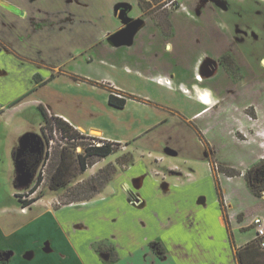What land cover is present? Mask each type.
I'll use <instances>...</instances> for the list:
<instances>
[{
	"label": "crops",
	"instance_id": "crops-1",
	"mask_svg": "<svg viewBox=\"0 0 264 264\" xmlns=\"http://www.w3.org/2000/svg\"><path fill=\"white\" fill-rule=\"evenodd\" d=\"M74 1L80 0H43L41 4L0 0V43L5 46L0 51V118L4 107L17 108L32 92H44L46 98L35 100L36 104L81 134L120 144L123 150L150 149L164 159L169 153L181 155L185 163L194 161L188 153L193 157L196 146L205 147L193 122L211 112L209 103L201 99L210 90L205 80L196 77L206 72L209 59L217 61L224 54L218 47L195 51V34L189 30L192 23L202 24L203 18L186 16L188 27L180 31L175 13L169 16L172 34L167 36L139 0H119L109 10L111 19L102 32L83 28L66 36L63 27L69 20L74 25L85 21ZM134 8L137 14L130 15ZM35 15L45 19V46L66 43L61 62L50 71L42 70L45 64L29 48V30L21 29ZM5 24L9 25L6 30ZM57 28L64 30L60 37L52 34ZM21 80L31 84L23 93L27 94L6 96ZM111 94L126 99L125 107L112 106ZM184 102L197 107L192 111ZM177 135L183 138L181 144L174 141ZM171 165L174 173L180 171L177 164ZM113 179L108 194L85 203L49 206L23 227L5 226L0 220V264H35L36 259V264H242L237 248L243 243L234 236L252 226L255 218L264 220L252 212L246 224L247 216L240 212L242 220L239 213L238 226L233 228L227 209L228 226L219 198L220 210L213 217L206 207L193 205L190 185L162 180L168 178L160 177L144 160L133 161ZM258 199L264 201V197ZM45 215H49L43 222L47 225L37 226ZM254 236L255 232L246 243ZM100 243L113 246L118 260L107 262L106 254L102 258L96 249Z\"/></svg>",
	"mask_w": 264,
	"mask_h": 264
},
{
	"label": "rangeland",
	"instance_id": "rangeland-1",
	"mask_svg": "<svg viewBox=\"0 0 264 264\" xmlns=\"http://www.w3.org/2000/svg\"><path fill=\"white\" fill-rule=\"evenodd\" d=\"M31 1H38V4H41L43 0ZM116 1L119 0H89V5L87 4L88 0L74 1L80 8L78 16H82L85 21L74 25L75 22L71 23L69 20L63 27L66 36H71L75 34V31L83 28H87V32H102L109 25L107 23L111 19L109 10ZM158 1V5L153 2L156 7V9L153 8L155 17H162L165 12H168L170 17L177 13L175 20L180 31L186 26L188 27L189 22L186 16L190 15V12L192 16L203 18L199 21L202 24L190 22L192 27L190 26L189 31L194 32L197 44L194 48L195 51L199 52L201 47L202 50L211 52L218 47L220 53H229L225 56L229 67L220 69L217 67L219 70H215L208 76L206 84L210 92L207 91L206 96L201 97L205 103H209L211 106L209 110L212 108L211 112H206L207 114L202 118L193 122V127L199 130L196 133L202 140L205 150L194 146L193 157L192 153H188L189 159H194V161L185 163L181 155L174 157L166 153L164 159L161 154L152 152L150 149L140 151L132 149L130 151L119 147L109 157L90 158L94 161L88 167L89 171L79 174L74 170L70 174L71 180L65 188L53 190L50 188L49 172L58 164L56 153L68 148L69 155L76 159L77 155L84 153V149L81 146L75 149L73 144L92 145L97 142L89 138L71 140L55 122H53V126H48L45 137L41 129L42 114L35 100L43 101L46 95L44 92L40 94L32 92L22 101L21 106L17 108L4 107L5 113L0 118V220L5 226L23 227L38 215L44 214L49 206L55 208L72 199L77 187L80 185L87 187V183L102 171L110 169L109 174L115 178L129 164L138 160L150 163L153 170L160 174V177L168 178L162 179L168 183L174 182L181 187L183 183L190 185L188 193L191 192L189 198L193 199V205L197 208L206 207L213 217L217 215L215 210H220L217 191V183H219L226 209L231 214L233 228L238 226L237 215L240 212L246 214V224L250 223L248 216L252 212L264 216V201L251 193L244 177L248 169L264 159V0H212L211 8H206L204 13L202 11L203 0H179L188 7L187 11L182 12L164 7L171 0ZM131 13L137 14V9L134 8L129 12L130 15H132ZM35 17L26 26L22 24L21 29L29 30V32L26 31L28 33L26 38H30L28 41L30 51L36 55L40 63L45 64L42 70L50 71L61 62L60 59L64 56L63 51L66 50V43L63 42V47L60 44L52 45L50 48L45 46L43 37L46 33L44 30L45 19L39 15H35ZM96 21H99V24H96ZM3 27L6 30L9 25L5 24ZM75 27L78 28L75 29ZM59 32L60 29L57 28L52 31V34L56 36ZM63 32L64 30L60 34ZM40 39L42 40L40 41ZM70 43H76V40ZM199 44L201 45L198 46ZM210 61L214 60L209 59ZM82 68L87 70L85 65H82ZM217 74L219 75L216 77ZM201 75L200 77L198 75L197 78L205 80L206 74ZM20 83L6 96L10 97L11 95L13 98H19L28 90V86H31L29 81L21 80ZM189 104L184 102L183 106L194 111L197 105ZM182 132L184 130L180 133ZM26 135L30 136L29 142L26 144L27 150L33 153L40 152V147L45 145L48 138L45 152L48 151L50 156L43 162L40 170L43 173V181L37 186L35 192L33 189L36 187L38 174L33 181L28 174L20 171L18 175L16 174L17 160L24 161L23 169L26 172L30 171L24 160L27 150L22 151ZM176 138L174 141L181 144L183 138L181 136ZM206 149L209 150V153ZM171 164H177L180 171L174 173L170 170ZM222 168H226L229 172L239 171L242 175L230 178L221 172ZM209 174H211L210 177H208ZM109 190L110 183L103 188V192L97 198L108 194ZM37 197H40L37 204L26 210L23 208L21 200ZM190 203L192 204V200ZM41 220L37 222V226L47 225L43 222L49 220V215L43 216ZM239 220H242L241 213ZM254 232L255 229L252 225L235 234L234 239L236 237L237 242L243 243L241 247L237 248L239 250L238 257L240 259L239 253H241L245 264H264V251L254 249L251 242L246 243L253 237ZM27 239L26 237L22 241L25 242ZM19 261L23 262V259ZM37 261L38 259L35 260V264Z\"/></svg>",
	"mask_w": 264,
	"mask_h": 264
},
{
	"label": "trees",
	"instance_id": "trees-1",
	"mask_svg": "<svg viewBox=\"0 0 264 264\" xmlns=\"http://www.w3.org/2000/svg\"><path fill=\"white\" fill-rule=\"evenodd\" d=\"M159 4L158 0H153L152 2H148L145 0H139L140 6L144 10V12L147 15H150L155 20L156 24L161 28L163 33L167 36L172 34V24L169 20L170 14L168 12H165L163 16L161 17H155L154 9H156L155 5ZM2 50V47H0V51ZM109 102L112 106H115L117 108H124L126 105V99L120 98L114 94L110 95ZM39 110L42 114V133L46 137L45 131L48 128V126H51L53 122H55L59 129L65 133V135L68 136L71 140H82V139H92L93 141L97 142L92 145H86L84 143H78L73 144L74 148L82 147L84 149V153L79 154L76 156V159L73 158L71 155H69V149L65 148L62 151H58L56 153L57 156V165L51 169L49 172V182H50V188L53 190H59L61 188H65L69 182H70V174L75 170L79 174H83L87 172L88 167L90 164H93V159H90L92 157H98V158H106L111 156L116 152V150L121 147L120 144L113 143L110 141H104L96 136H90V135H84L81 134L79 131H77L73 126H71L68 122H66L64 119L51 116L47 109L43 106H39ZM53 126V125H52ZM53 130V129H52ZM47 142H45V145L43 144L40 147V152L33 153L30 150L26 151L25 154V162L27 164V168L32 172L34 178L36 177V174H38V180L36 181L37 184L34 187V191L36 190L37 186H39L43 181V173L41 170L43 166V162L49 158L50 154L46 151V148L48 146V138L46 139ZM42 164V165H41ZM110 170V169H109ZM109 170L102 171L101 174H99L97 177L91 179L87 184V187H84L83 185H80L75 190V193L72 199L66 201L65 203L61 204V206L71 205L75 203H85L89 202L91 200H94L97 198L99 194L103 192V188L111 183L114 179L109 174ZM115 172V168L113 169ZM225 170V171H224ZM40 171V173H39ZM234 171V170H233ZM221 172L226 174V176L230 178H234L237 176H241L242 173L239 171L229 172L226 168H222ZM104 176V177H103ZM246 183L251 191V193L257 197V198H263L264 197V159H261L258 163L253 165L250 169H248L244 174ZM217 191L219 196V201L221 204L222 211L225 216V220L229 226V219L227 214V209L224 202V196L221 190V186L219 183H217ZM85 193V194H84ZM88 194V195H87ZM21 198V197H20ZM40 197L30 199V200H21L23 208H28L34 203H36ZM61 206L55 207L59 208ZM254 249L262 250L261 248L251 244ZM155 248H158L157 243H153L152 245ZM97 252L101 255L103 258L104 255L110 254L107 262H115L118 260V254L116 253L113 246L108 245L107 243H100L96 247ZM240 259L242 264H245V262L242 259V254L239 253Z\"/></svg>",
	"mask_w": 264,
	"mask_h": 264
},
{
	"label": "built area",
	"instance_id": "built-area-1",
	"mask_svg": "<svg viewBox=\"0 0 264 264\" xmlns=\"http://www.w3.org/2000/svg\"><path fill=\"white\" fill-rule=\"evenodd\" d=\"M148 2H152L153 0H145ZM164 7L169 9H174L176 12L187 11V7L185 3H181L179 0H171ZM252 225L255 229L254 239L251 241V244L261 248L264 250V220L263 218H255Z\"/></svg>",
	"mask_w": 264,
	"mask_h": 264
},
{
	"label": "flooded vegetation",
	"instance_id": "flooded-vegetation-1",
	"mask_svg": "<svg viewBox=\"0 0 264 264\" xmlns=\"http://www.w3.org/2000/svg\"><path fill=\"white\" fill-rule=\"evenodd\" d=\"M202 4H203V7H207V8H211V6H212V4H213V1L212 0H203L202 1ZM187 9H188V7H187ZM198 11H200V10H198ZM201 12V11H200ZM189 17L190 16H192L191 15V12H190V15H188ZM195 17V16H194ZM0 47H2V49L3 48H5V46L2 44V43H0ZM229 53H227V54H223L217 61L215 60V61H208L207 63H208V65H206V66H208L207 67V70H206V72L204 73V74H206V78H205V83L206 82H208L207 80V78H208V76L209 75H211L212 73H214L215 72V68H216V66L217 65H220L221 66V68H224V67H229V65H228V63L226 62V60H225V56L226 55H228ZM200 77V76H199ZM199 77L197 78L196 77V79L197 80H199ZM217 77V76H216ZM37 80L39 81V80H41V78L39 77V76H37ZM199 81H202L201 79L199 80ZM208 86V85H207ZM212 109V108H211ZM3 260V259H2ZM3 262H6V261H3Z\"/></svg>",
	"mask_w": 264,
	"mask_h": 264
},
{
	"label": "water",
	"instance_id": "water-1",
	"mask_svg": "<svg viewBox=\"0 0 264 264\" xmlns=\"http://www.w3.org/2000/svg\"><path fill=\"white\" fill-rule=\"evenodd\" d=\"M11 11H13L14 13H16L18 15H23V13L17 8H11ZM29 137H30L29 135H26V138H24L22 151H26L28 149V146L26 144L29 142ZM18 158H19V154H18ZM24 165H25L24 161H19V160L16 161V168H17V173L16 174L18 175L19 171L21 173L28 174L32 178L31 181H33L34 180V176H33L32 172L31 171L26 172L23 169Z\"/></svg>",
	"mask_w": 264,
	"mask_h": 264
}]
</instances>
